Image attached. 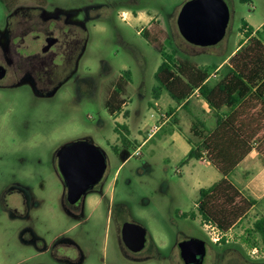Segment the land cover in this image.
Here are the masks:
<instances>
[{
  "label": "rangeland",
  "instance_id": "374dc122",
  "mask_svg": "<svg viewBox=\"0 0 264 264\" xmlns=\"http://www.w3.org/2000/svg\"><path fill=\"white\" fill-rule=\"evenodd\" d=\"M44 1L46 9L56 6L81 11L95 4L108 8L103 17L87 23L83 34L87 42L78 69L57 95L35 100L13 93L0 99V264H72L62 259L75 261V253L63 245L54 254L37 250L41 243L50 248L61 238L83 248L82 264H118L114 251L125 254L119 239L124 222L144 227L160 250L150 261L128 257L121 264H177L178 257L175 260L170 254L182 234L195 236V228L208 238H217L216 231L197 214L196 203L199 189L209 187L220 176L210 164L194 159L187 162L197 141L189 132L192 122H205L211 129L213 117L198 99L177 111L174 117L178 123L168 117L169 109L176 108L175 102L166 92L158 100L152 94L161 53L140 32L152 19L157 21L166 38L165 51L174 53L177 60L207 67L214 72L215 81L220 70L212 67L229 58L245 41L242 22L253 28L264 24V0H224L230 10L225 37L204 48L187 43L178 31L177 16L188 0ZM110 18L112 24H106ZM261 40L264 44V34ZM125 71L131 73L120 96L126 106L112 116L105 105L107 93L122 81ZM160 115L167 122L148 138L154 127L164 122ZM81 139L103 149L108 166L103 178L104 200L99 203L102 198L89 193L85 217L79 223L64 208V187L55 170L54 154L62 145ZM243 168L241 165L229 179L235 175L243 179ZM14 180L22 183L29 202L23 205L20 194L15 193L5 207L1 202L3 187ZM261 214L259 209L251 212L226 234L225 243L218 242L235 250L225 257V264H264L261 242L258 240V252L252 255L241 241ZM244 253L251 262L244 260Z\"/></svg>",
  "mask_w": 264,
  "mask_h": 264
},
{
  "label": "trees",
  "instance_id": "16d2710c",
  "mask_svg": "<svg viewBox=\"0 0 264 264\" xmlns=\"http://www.w3.org/2000/svg\"><path fill=\"white\" fill-rule=\"evenodd\" d=\"M8 2L0 0L4 6ZM240 30L245 41L219 69L218 79L211 85L207 82L211 75L207 67L177 60L174 53L165 51L166 38L157 21L152 19L140 32L162 57L154 73L157 84L152 90L154 99L158 100L162 92H166L176 106L186 108L196 92L214 118V129L207 128L199 120L192 122L189 132L197 141L191 146L187 160H205L221 175L219 181L198 191L196 203V212L202 222L221 234H227L246 219L256 204L241 195L228 180L229 176L252 151L264 165V44L261 40L264 24L255 31L242 22ZM121 78L113 88L111 102L106 104L112 116L124 103L120 96L130 82V71H125ZM173 113L169 109L168 116ZM173 120L178 123L176 117ZM190 218L193 220L195 214ZM258 240L264 246V216L257 219L251 229H246L241 238L242 244L250 250L257 248ZM221 242L225 243V239Z\"/></svg>",
  "mask_w": 264,
  "mask_h": 264
},
{
  "label": "flooded vegetation",
  "instance_id": "af4514ba",
  "mask_svg": "<svg viewBox=\"0 0 264 264\" xmlns=\"http://www.w3.org/2000/svg\"><path fill=\"white\" fill-rule=\"evenodd\" d=\"M8 3L7 6L0 3L2 7L0 16V70L4 73L0 79V99L10 97L13 93L29 98L33 96L35 100L57 95L70 76L76 73L78 69V62L87 42V39H83V34L87 31V23L103 17L106 14V12L103 13V10L106 9L107 5L95 4L86 6L81 11H68L56 6L46 9L47 2L44 0H9ZM106 21V24L111 23V18L110 21ZM49 43L50 46H48ZM113 96V91L107 93L106 104L111 102ZM57 151L54 154V165L56 173L63 183L58 170ZM103 178L89 192L96 193L94 196L102 198L98 201L99 203L104 200ZM21 184L15 180L5 183L4 193L1 195V202L5 207L9 206L8 197L15 193L20 194L23 205L28 204L29 196ZM88 194L71 205L67 200V191L64 187V208L79 223L85 217L84 207ZM93 204L94 202L91 201V205ZM26 216L28 217V215ZM190 220L192 219L190 218ZM122 225L119 231V239L125 254L121 250L114 251V258L118 260L115 263L121 264L123 260L126 263L125 260H128V257L137 262L150 261V259L158 257L160 248L149 240L148 232L146 233L145 246L141 251L134 253L128 250L122 242ZM194 230L197 235L182 234L172 248L170 255L175 260L176 256L178 257L177 264H184L180 257L178 244L191 238L202 240L205 243V256L202 264H225V257L235 251L232 248H223L221 240L208 238L202 233V230L195 228ZM59 245H63L66 251L75 253L77 264L84 262L83 248L78 243L66 238L56 239L50 248L41 243L40 247L37 246V250L40 253H47V251L53 253L59 249ZM243 256L245 261L251 262L246 257V253ZM62 260L75 263L68 258Z\"/></svg>",
  "mask_w": 264,
  "mask_h": 264
},
{
  "label": "water",
  "instance_id": "95a60500",
  "mask_svg": "<svg viewBox=\"0 0 264 264\" xmlns=\"http://www.w3.org/2000/svg\"><path fill=\"white\" fill-rule=\"evenodd\" d=\"M229 21L230 10L224 0H188L179 11L176 24L187 43L204 48L222 41ZM3 76L0 70V79ZM56 155L71 205L91 192L107 169L106 153L88 139L66 143ZM146 233L141 225L125 222L121 228L122 242L128 250L137 253L145 246ZM178 247L184 264L203 263L205 243L202 240L191 238L180 242Z\"/></svg>",
  "mask_w": 264,
  "mask_h": 264
},
{
  "label": "crops",
  "instance_id": "0c3cea01",
  "mask_svg": "<svg viewBox=\"0 0 264 264\" xmlns=\"http://www.w3.org/2000/svg\"><path fill=\"white\" fill-rule=\"evenodd\" d=\"M251 27V26H250ZM253 28V27H252ZM261 28V25L258 26V27H255L253 28L255 31L260 29ZM236 51V50H235ZM235 52H233L231 54V56L234 54ZM230 56V57H231ZM229 57V58H230ZM227 58L225 61L223 62H220L217 66V71L222 67L223 64H225L228 59ZM214 78V72L210 75L209 79H208V84H213L215 81L212 80ZM192 99H198L200 103H202V107L205 108L206 111L209 112V109L207 108V105L204 103L203 100H201L197 93L195 92L193 94V96L189 99V102L188 104L186 105V107H188V105L190 104L191 100ZM121 100H123L121 98ZM115 106V109H118V106L117 105H114ZM126 106V103L124 102L121 106H120V110L123 109V107ZM180 109H185V108H182L181 106H176V108L174 109V113L171 115V116H168L169 118H173L177 111L180 110ZM119 111L115 112L114 114L118 113ZM161 111V110H160ZM204 111V112H206ZM114 116V115H113ZM160 118H163L161 115H160ZM212 118V117H211ZM164 119V118H163ZM167 120L164 119V122H162L158 127H157V130L158 131L160 129V127L162 126V124L166 123ZM210 122V121H209ZM205 124V122H204ZM211 124H212V128L211 129H214L215 127V122H214V118H212L211 120ZM155 131V132H156ZM154 134V133H153ZM152 134V135H153ZM151 136H149L148 138H150ZM144 139V141L138 146L141 147L146 141L147 139ZM137 148V149H138ZM190 151V150H189ZM190 161V160H187V162ZM198 161V160H197ZM201 161V160H199ZM201 162H205V161H201ZM207 163V162H205ZM209 164V163H207ZM244 166V168L242 169V173L244 174V178L243 179H240V175L238 176H234L233 180H230L228 178V180L230 181V183H232L238 190L239 192L241 193L242 196H244L245 198L247 199H251V200H254L256 202V204L253 206V208L251 209L250 213L251 212H254L256 209H259L261 213L264 214V165H262L261 161L259 160L257 154L252 151L237 167L236 169H238L240 166ZM235 169V170H236ZM218 172V171H217ZM219 174V172H218ZM234 175V174H233ZM219 179L217 181H219L221 179V175L219 174ZM197 182H198V179L196 176H192ZM215 181V182H217ZM213 182V183H215ZM212 183V184H213ZM211 184V185H212ZM210 185V186H211ZM209 186V187H210ZM207 188V187H206ZM202 189V188H200ZM199 189V190H200ZM249 213V214H250ZM263 214H261L262 216H264Z\"/></svg>",
  "mask_w": 264,
  "mask_h": 264
},
{
  "label": "built area",
  "instance_id": "2783aa9c",
  "mask_svg": "<svg viewBox=\"0 0 264 264\" xmlns=\"http://www.w3.org/2000/svg\"><path fill=\"white\" fill-rule=\"evenodd\" d=\"M156 130H157V127H154L152 133L149 136H151L153 133H155ZM203 161H205V160H203ZM205 225H207V224H205ZM209 227H211V226H209ZM211 228L214 231H216L213 227H211ZM216 236H217V238L215 240H219V239L222 240L226 236V234H221V233H219V232L216 231ZM257 252H258L257 248H253V249L250 250V253L251 254H256Z\"/></svg>",
  "mask_w": 264,
  "mask_h": 264
}]
</instances>
